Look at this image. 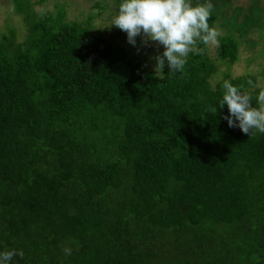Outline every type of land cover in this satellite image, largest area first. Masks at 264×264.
Instances as JSON below:
<instances>
[{
    "label": "trees",
    "instance_id": "trees-1",
    "mask_svg": "<svg viewBox=\"0 0 264 264\" xmlns=\"http://www.w3.org/2000/svg\"><path fill=\"white\" fill-rule=\"evenodd\" d=\"M40 1L10 0L24 34L0 32V251L24 252L11 264H264V134L219 108L225 79L257 106L247 81L264 63L220 69L238 60L228 32L219 62L198 42L161 78Z\"/></svg>",
    "mask_w": 264,
    "mask_h": 264
},
{
    "label": "clouds",
    "instance_id": "clouds-1",
    "mask_svg": "<svg viewBox=\"0 0 264 264\" xmlns=\"http://www.w3.org/2000/svg\"><path fill=\"white\" fill-rule=\"evenodd\" d=\"M213 5L211 0L193 5L191 0H122L110 26H115L127 34L130 44L136 45V38L141 37L144 45L155 42L157 50L163 46L162 54L152 57L155 61V74L164 75L167 64L168 74L184 70L189 54H199L198 42L204 45L218 43L220 32L208 23ZM247 84L258 87L251 79ZM223 96L219 108L225 104L229 115L224 116L229 127H239L251 136L264 134V88L255 97L257 106H252L251 92L234 86L229 80L223 81ZM216 108L206 110L215 113ZM64 255H71L72 248L64 246ZM23 258V250L0 251V264H11L13 258Z\"/></svg>",
    "mask_w": 264,
    "mask_h": 264
},
{
    "label": "rangeland",
    "instance_id": "rangeland-1",
    "mask_svg": "<svg viewBox=\"0 0 264 264\" xmlns=\"http://www.w3.org/2000/svg\"><path fill=\"white\" fill-rule=\"evenodd\" d=\"M191 2L196 5L205 3L207 0H191ZM53 3H59V10L63 11L65 21L83 23L88 18L92 32L133 51L155 74V61L152 57L157 55L158 51L162 54L163 46H159L157 50L155 42L144 45L139 36L136 38V45H132L128 42L125 32L110 26L122 0H41L35 2L33 7L35 11L52 12ZM211 3L213 9L210 26L220 32L219 37L231 32L238 38V60L229 65L222 63L219 68L228 70L231 76L248 72L257 74L264 63L259 56L261 42L257 37L259 29L264 27V0H211ZM7 20H10L11 25L17 30L16 40H20L24 34V28L19 17L12 12L10 0H0V32L4 31ZM261 39L264 40V38ZM216 44L205 45V51L209 57L218 61ZM216 79L217 76L211 79V82ZM255 84L264 88V80L257 79Z\"/></svg>",
    "mask_w": 264,
    "mask_h": 264
}]
</instances>
